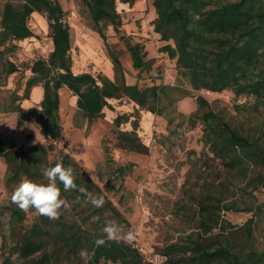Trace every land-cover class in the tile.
<instances>
[{"label":"trees","instance_id":"1","mask_svg":"<svg viewBox=\"0 0 264 264\" xmlns=\"http://www.w3.org/2000/svg\"><path fill=\"white\" fill-rule=\"evenodd\" d=\"M80 1L87 7L105 40L115 79L97 77L90 72L74 73L70 25L59 0L6 1L1 11L0 47L35 36L29 24L34 12L44 14L48 22L53 49L47 57L33 61L32 74L23 93H14L7 110L17 112V129L32 120V113H37L43 134L50 142L17 147L0 134V157L7 165L6 182L9 185L16 183L17 187L25 178L46 184L41 165L52 167L60 162L74 169L78 186H83L94 196L103 195L105 203L103 207H93L84 195L76 190L64 191L63 185L57 181L61 198L69 206L63 208L59 219L55 220L30 209L37 213L35 220L15 240L2 264H264V251H257L249 244L253 219L250 218L239 230L234 229V225L222 215L224 209L233 207L222 205L220 196L209 201L201 199L197 204L199 216L193 230L157 250L165 258L163 263L147 261L131 243L121 239L119 242L107 240L103 228L108 221L121 217V213L83 166L69 153L50 160L49 152L54 150V142L63 132L59 108L60 89L64 86L77 96L76 104L90 122L103 116L111 98L126 96L140 109L160 115L179 99L171 93L178 90L172 84L141 88L126 81L121 52L107 42V25H112L120 34L132 66L139 72L150 70L153 59L147 58L144 44L133 42L130 36L122 33L123 21L117 0ZM121 1L134 3V0ZM153 4L156 11L154 31L166 42L159 51L176 58L180 78L186 80L193 90L221 92L231 89L236 97L253 96L256 105L264 107V0H153ZM17 68L14 62L5 58L4 49H0V72L7 76ZM39 85L43 87L41 111L27 110L19 103L15 104L17 100L29 99L32 89ZM183 95L188 94L184 92ZM162 100L165 107H158ZM196 102L198 109L194 115L203 124V139L216 157L230 169L248 170L251 165L264 166L262 145L232 126L203 95H196ZM130 116L135 117L129 113L115 117L117 146L143 151L146 146L138 135L136 117L131 120V130L119 129L122 123L130 121ZM105 153L107 159L112 160L108 147H105ZM6 208L12 228L26 219L28 212L20 210L11 199ZM66 210H73L77 215L69 217ZM2 226L3 208L0 206V229ZM215 229L219 232L215 233ZM97 239H104L105 244L96 246ZM82 250L86 259L81 256ZM12 254H17L15 259Z\"/></svg>","mask_w":264,"mask_h":264},{"label":"rangeland","instance_id":"2","mask_svg":"<svg viewBox=\"0 0 264 264\" xmlns=\"http://www.w3.org/2000/svg\"><path fill=\"white\" fill-rule=\"evenodd\" d=\"M6 1L0 0V19ZM59 1L70 25L74 73L90 72L97 77L115 79L107 45L87 7L80 0ZM117 9L123 21L122 33L130 36L133 42L144 44L147 58L153 59L150 70L139 72L132 66L120 34L112 25H107V42L121 52L126 81L141 88L172 84L178 90L171 93L179 99L160 115L140 109L126 96L111 98L103 116L90 122L78 108L77 96L64 86L60 89L59 108L63 132L54 142V150L49 152L50 160L69 153L83 166L121 213V217L111 221L122 225L125 233L129 230L135 233L136 239L129 243L137 247L147 261L163 263L165 258L157 250L193 230L199 216L198 202L217 196L222 198V205L233 207L224 209L222 215L234 225V229L239 230L250 218L253 219L249 244L257 251H264V166L251 165L248 170L227 167L205 143L203 124L194 115L198 109L196 95H203L232 126L264 147V107L256 105L253 96L236 97L231 89L221 92L193 90L186 80L180 78L176 58L159 51L166 42L154 31L156 11L153 0H134L133 4L117 0ZM29 24L35 36L0 47L4 49L5 58L18 67L7 76L0 72V134L17 147L50 142L43 134L37 113H32V120L17 129V112L7 110L14 93H23L32 74L33 61L47 57L53 49L45 15L34 12ZM37 89H42L41 95H34ZM184 92L188 95H183ZM42 96L43 87L39 85L32 89L29 99L17 100L15 104L19 103L27 110H38ZM158 107H165V102L162 100ZM123 113L134 114L137 118V132L146 146L143 151L117 146L118 127L114 120ZM135 117L130 116V121L122 123L119 129L131 130V120ZM105 147L109 148L112 160L107 159ZM6 169L5 160L0 157V206L3 208L0 264L37 215L35 211H29L22 224L11 227L6 206L17 184L6 182ZM66 213L69 217L77 215L73 210H66ZM16 255L12 254V257L15 259ZM83 257L86 259L87 255Z\"/></svg>","mask_w":264,"mask_h":264},{"label":"clouds","instance_id":"3","mask_svg":"<svg viewBox=\"0 0 264 264\" xmlns=\"http://www.w3.org/2000/svg\"><path fill=\"white\" fill-rule=\"evenodd\" d=\"M40 110V109H39ZM41 111V110H40ZM42 175L47 180L46 184L36 183L30 179H23L11 194V202L18 206L20 210L27 213L30 209L49 219H59L61 210L69 205L66 200L61 198V189L57 181L63 185L64 191L76 190L90 200L93 207H103L105 199L103 195L94 196L83 186L75 183L74 169L71 166L65 167L63 163H56L55 166L48 167L41 165ZM103 232L108 241L119 242L123 238L126 242H132L136 239L135 233L129 230L124 232L122 225L115 221H108L103 228ZM96 246H103L104 239H97ZM85 251H81V256Z\"/></svg>","mask_w":264,"mask_h":264},{"label":"crops","instance_id":"4","mask_svg":"<svg viewBox=\"0 0 264 264\" xmlns=\"http://www.w3.org/2000/svg\"><path fill=\"white\" fill-rule=\"evenodd\" d=\"M41 93H42V89H37L34 91V95H38V94L41 95Z\"/></svg>","mask_w":264,"mask_h":264}]
</instances>
